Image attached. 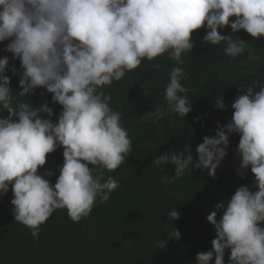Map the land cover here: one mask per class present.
Wrapping results in <instances>:
<instances>
[{
	"label": "clouds",
	"instance_id": "obj_1",
	"mask_svg": "<svg viewBox=\"0 0 264 264\" xmlns=\"http://www.w3.org/2000/svg\"><path fill=\"white\" fill-rule=\"evenodd\" d=\"M229 25L233 33L245 30L255 39L264 37V0H0V43L8 41L5 51L22 69V91L13 94L6 75L9 58H0V112L8 113L0 117V195L11 188L14 221L38 240L40 226L56 210L67 209L71 221L79 223L97 203L108 202L120 182L105 172L127 161L133 143L123 113L110 106L112 97L104 88L145 59L167 53L175 66L163 93L166 106L143 116L153 123L172 114L186 118L193 99L182 84L188 78L183 65L195 47L194 30L206 27L203 41L223 45L232 60L246 56L240 61L244 66L261 60L252 43L221 33ZM152 67L159 70L161 64ZM41 87L62 106L58 122L51 119L55 112L46 102L34 106L19 99ZM215 104L227 107L222 96ZM231 108V119L218 123L214 136H204L195 154L189 143L155 156L149 165L161 171L169 162L175 166L174 175L161 178L166 186L199 169L215 178L231 135L240 136L238 171L243 177L250 168L257 190L242 185L216 205L222 211L219 219L216 211L207 216L216 238L211 250L197 254L196 264H211L213 258L214 264H225L226 252L230 264H264V83L247 87ZM59 147L64 162L53 184L45 177L55 173L40 174L39 169ZM180 214L176 207L168 211L171 227L156 248L181 238L173 226Z\"/></svg>",
	"mask_w": 264,
	"mask_h": 264
},
{
	"label": "trees",
	"instance_id": "obj_2",
	"mask_svg": "<svg viewBox=\"0 0 264 264\" xmlns=\"http://www.w3.org/2000/svg\"><path fill=\"white\" fill-rule=\"evenodd\" d=\"M207 31L206 27L194 30L195 47L185 55L187 63L183 68L188 78L182 84L191 89L188 95L193 99V111L186 118L172 114L153 123L143 116L166 106L163 93L168 74L175 66L167 53L154 61L145 59L122 80L104 88L112 97L110 106L123 113L122 123L132 139L133 153L115 171L105 172L118 180L120 187L108 202L97 203L90 217L74 223L67 209L56 210L40 226L37 240L27 227L14 221L11 188L6 195H0V264H196L199 252L211 250V241L217 234L207 216L216 211L219 219L222 211L216 205L230 198L240 186L257 190L250 168L243 177L238 171L239 134L231 135L228 155L215 178L208 174L209 170L199 169L166 186L161 178L174 175L175 166L169 162L163 171L149 166L155 156L185 144L190 143L195 154L204 136H214L218 123L226 124L231 119L234 111L231 105L236 97L252 84L264 83V37L255 39L245 30L233 33L230 25L220 30L223 35H235L234 38L252 43L259 51L261 60L244 66L240 61L246 56L232 60L224 54L223 45L204 42ZM7 43H0V58H9L6 75L11 77L10 87L16 94L22 91L18 74L22 69L20 61L5 51ZM155 63L161 64L159 70L152 67ZM52 95L41 87L19 99L34 106L46 102L55 112L51 119L58 122L62 106L52 100ZM218 96L227 105L225 109L216 107ZM7 115L6 110L0 112V117ZM41 115L47 118L46 113ZM63 162V147H59L48 154L39 172L51 170L55 175L45 178L55 184ZM174 207L181 213L173 224L181 232V238L168 239L167 247L158 249L155 243L167 238L171 227L166 223L167 213ZM224 260L230 264L229 252Z\"/></svg>",
	"mask_w": 264,
	"mask_h": 264
}]
</instances>
